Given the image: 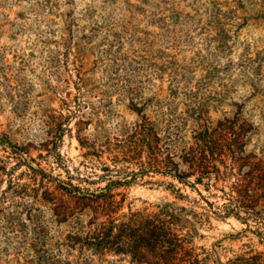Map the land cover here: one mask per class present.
I'll return each mask as SVG.
<instances>
[{"label": "rangeland", "instance_id": "374dc122", "mask_svg": "<svg viewBox=\"0 0 264 264\" xmlns=\"http://www.w3.org/2000/svg\"><path fill=\"white\" fill-rule=\"evenodd\" d=\"M235 120L255 133L247 151L264 147V0H0V264H152L86 233L117 203L203 204L173 182L176 201L131 138L175 159L199 127ZM250 225L210 217L183 235L207 264H264Z\"/></svg>", "mask_w": 264, "mask_h": 264}, {"label": "trees", "instance_id": "16d2710c", "mask_svg": "<svg viewBox=\"0 0 264 264\" xmlns=\"http://www.w3.org/2000/svg\"><path fill=\"white\" fill-rule=\"evenodd\" d=\"M238 122L199 127L183 143L180 156L175 159L169 157L170 148L156 155L151 135L136 133L129 142L132 159L144 165L145 153L146 165L172 180L168 191L176 201L188 200V196L176 188L175 182L195 192L203 205L195 199L189 208L165 202L158 204L155 212L143 215L120 214L121 205L117 203L102 213L95 228L86 233L90 242H94L91 245L114 255L144 258L148 254L152 264H207L203 252L196 254L187 249L184 231H195L210 217L233 218L248 227L251 223L264 227V147L257 152L247 151L255 133L248 121ZM212 189L220 192L217 199L221 204L202 195V191L210 194ZM101 202L107 204L106 199ZM259 227L255 232L263 238ZM237 259L241 261L243 257ZM236 260L228 263L236 264Z\"/></svg>", "mask_w": 264, "mask_h": 264}]
</instances>
